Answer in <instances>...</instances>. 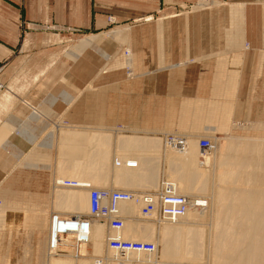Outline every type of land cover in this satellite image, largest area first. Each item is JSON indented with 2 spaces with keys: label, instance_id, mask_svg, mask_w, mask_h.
Here are the masks:
<instances>
[{
  "label": "crops",
  "instance_id": "obj_1",
  "mask_svg": "<svg viewBox=\"0 0 264 264\" xmlns=\"http://www.w3.org/2000/svg\"><path fill=\"white\" fill-rule=\"evenodd\" d=\"M91 36L94 47L82 49ZM72 49L75 59L64 58ZM124 49L130 71L121 66ZM52 67L61 74L51 78ZM0 83V195L22 193L24 185L45 195L54 178L45 166L48 131L60 122L87 130L89 116L97 117L90 129L101 132L96 143L108 158L106 180L96 187L116 190L114 160L130 154L125 137L151 153L144 145L152 133L187 125L200 102L204 131L221 116L233 123L232 112L264 123V0H0ZM216 103L227 106L215 110Z\"/></svg>",
  "mask_w": 264,
  "mask_h": 264
},
{
  "label": "bare ground",
  "instance_id": "obj_2",
  "mask_svg": "<svg viewBox=\"0 0 264 264\" xmlns=\"http://www.w3.org/2000/svg\"><path fill=\"white\" fill-rule=\"evenodd\" d=\"M122 32L120 30V33ZM119 39L125 44L126 34H119ZM95 41L96 36H91L81 41L80 44L82 49H84L94 47ZM121 66H125L128 71L131 70L133 64L130 50L124 52ZM212 113L214 112L212 111ZM260 124H258L259 127ZM235 126L233 124V127L229 130H234ZM64 129L61 127L52 130L56 138L59 139L58 143L60 144L58 148L60 150L58 151L59 153L61 151V154L65 155L66 159L62 162L59 160L60 162L54 165L52 171L54 173V178H52V183L54 182V186H52L54 187V191H52V204L55 210H57L56 213L58 215L53 214L49 220V242L47 245L49 254H55L62 246L72 245H76L79 249H84V251H80L87 256L100 253L101 249L99 245L105 233L104 227L107 224L109 232L112 235L107 241L110 250L114 251L109 246V241L117 236L129 242H142L141 238L135 240L129 239L127 236L129 228L125 226V222L129 220L130 216L139 215L141 220L149 219L151 220L150 222L157 223L156 221L159 219L160 222L166 223L157 224L161 225L159 232L162 235L163 253L167 258H171V260H181L185 261V263L190 260L199 261L200 256L204 253L205 236V228L201 224L209 220V234L211 236L209 252L212 254V264H264V138L230 136L226 139L225 145L219 143L220 139L216 140L214 138V142H211L214 149L204 156V161L200 164L197 161L198 148L197 142H194V139H183L182 145L175 146L172 140L169 139L171 134L159 135V132H153L152 136L154 135V137L151 136L145 142L144 148L148 147V150L153 152V149L161 147L162 138L160 137L163 136L165 138L164 145L168 147L169 155L177 159L169 160V171H171L170 173H168L169 171L167 172L168 175L166 174L168 176L167 180L169 178L173 184L169 181L166 182L172 184L171 189L175 190L174 193L189 201L185 213L173 223L168 220H162L161 217L163 218V215L158 209L151 215L143 213L144 203L141 202L138 195L150 193L155 196L158 203L161 194L165 191L158 192L159 194L157 191H154L158 187V178L156 177L158 172L154 171L155 164H152L155 159L146 157L149 153L148 155L147 153L146 155L143 154V148L140 147L142 144H138L135 137H125L127 140L125 143L126 149H128L127 151L130 154L123 153L118 157L116 155L117 158L114 160V186L118 190L115 191L93 188L103 185L102 183L106 180L102 176H105L104 172L107 169L105 165L108 163V158L101 156V150L103 151V149L96 143L97 141L100 144L102 141L101 132L94 130L89 132L84 129ZM95 144L99 146V150L97 148L98 151L95 149ZM33 147L35 149L29 158L31 160L35 157L38 150V147ZM123 148L124 145L121 149ZM96 154L98 155L96 156L97 158L95 157ZM80 158H83L82 162H80ZM129 162L135 163L136 166L129 167L127 165ZM209 162L212 166L213 175L211 177L214 181L210 196L205 198L206 196L203 197L202 195L208 185V174L206 173L210 167V165L208 166ZM72 164L76 166L72 167ZM24 165L28 168L30 167V164L24 163ZM217 169H221V172L216 173ZM165 170L168 169L165 168ZM96 173H98L97 179ZM67 178L74 179L75 181H68ZM135 188H142L143 190H136ZM145 188H149L150 190H144ZM92 190L105 193L127 191V194L134 195L132 199L118 202L117 210L119 212L117 215L123 218L125 226L120 233L117 234L111 228L108 218L105 221L90 219V193ZM102 201L103 204H107L106 200L103 199ZM12 210V208H2V211L9 214L4 217L14 216L21 221V217L23 216L20 215L19 211ZM88 210V217L81 216L83 213L88 212ZM67 212L77 214L78 216L76 217L80 220L83 217L89 218L88 221L83 222V231L78 226V233L83 237L80 242L74 239L76 235L72 229L77 226L76 224H80V222L78 223V220L72 217L61 216L62 213ZM36 214H38V220L42 223L44 222V218H47V216L41 217L40 215H45L44 210H37ZM18 220L14 219L12 222L16 223ZM61 228H70L71 232L67 234L60 233ZM52 238H54V247H52ZM70 238L73 244L70 243L69 245L68 243L66 245L65 239ZM192 257L194 259H191ZM180 262L179 264H184V262ZM69 263L70 260L64 258L63 260H54L52 264Z\"/></svg>",
  "mask_w": 264,
  "mask_h": 264
},
{
  "label": "rangeland",
  "instance_id": "obj_3",
  "mask_svg": "<svg viewBox=\"0 0 264 264\" xmlns=\"http://www.w3.org/2000/svg\"><path fill=\"white\" fill-rule=\"evenodd\" d=\"M112 22H114V20H112ZM124 52L122 54H124ZM72 53H74L73 49L70 52L67 51L64 58L66 57V58L72 59V56H73ZM73 59H75L74 56H73ZM58 69L59 68H57V67H52V69L49 72L51 74V78H53L54 76H56L58 74H61V71L60 70L58 71ZM3 90H4V85H3ZM3 90H1L0 92H2ZM197 106L198 107H196V108H194V106L191 107V109L198 111V114L196 117L206 116V115H202L201 113H199L200 110L205 111L207 109L205 104L200 102ZM218 106L219 105L216 103L214 106L215 110L218 109L217 108ZM226 106L227 105L224 104V106H219V108L220 107H226ZM234 110L235 109H233L232 111H234ZM230 116H231L230 118L232 119V122H233V123H230V125H226V119L224 117L222 118V116H221V118H220V119H222L221 124H219L218 126L216 125V126L207 127V129H208L207 131H204L202 129L203 125H198L196 117L193 116V121H187V125L182 124L180 126V127L187 126V128H188L187 130H183L178 126L177 128L167 130V131L165 130L164 132H166V134L173 135V137H175L176 139H179V140L190 139V137H192V135H194V137H196L194 139L195 140L194 142H197L196 145L198 148L197 161L200 164L204 161V155L202 154V150L198 146V143L200 142L199 140H201V139H209L211 142H214L215 139L216 140L220 139L219 143L221 145H225L226 139L229 138L230 136H236V137L239 136L241 138H248V137L264 138V123L263 122L261 124L260 123H251V122L245 120V118H244L245 115L243 116L241 114H235L234 112H232ZM89 118H90V120L88 121L87 126H81V127H86L87 131L90 132V131H93L90 128L96 127L94 125L93 121H95V119L97 117L96 116H89ZM234 121H236V122H234ZM233 124L236 125L234 127L235 129L230 131L229 129L233 127ZM258 124H260V127ZM208 125H213V124L204 123V126H208ZM54 127H60V128L62 127V128H65L64 130L82 129V128H79L78 126L67 125V124H63L61 122L59 124L55 123ZM54 127H52L51 129H53ZM118 127L121 128L122 126L121 127L118 126ZM190 127H191V129H189ZM197 127H200V128L197 130ZM218 127L223 128V130H218ZM115 128H117V127H115ZM48 134H50V136H51V142L52 143L50 144V146L45 148L47 150L46 153H48L47 162L45 163V166H47L48 170L53 171L54 165H56L57 162H60L59 160H61V162L65 161L66 156L62 155L61 151L59 153L58 150H60V149L58 148V146L60 143H58L59 140H58V142H56L57 138L54 135V133L50 130V131H48L47 135ZM188 136H190V137H188ZM41 148H42V146H41ZM145 148H147V150L149 149L148 147H145ZM152 151L153 152L149 153V155L147 154L148 156H146V157H150V158L155 159L154 162H152V164L153 163L155 164L154 171L158 172V174L156 176L158 178L157 179L158 187H156L157 190H154V191H157V193H158V192H160L159 186H160V183L162 182V180L165 179L166 181H169L170 183L173 184L172 180H170L169 178L167 180V177H168L167 175L171 171V170L169 171V168H170L169 167V160H177V159L175 157H172L171 155H169L168 147H164V139H161V147L153 149ZM62 159H64V160H62ZM167 160H168V162H167ZM70 163H72V162H70ZM209 165H210V167L208 168V172L206 173V174H208V179H207L208 185H207L206 190L203 192V195H202L203 197L206 196L205 198L210 196V194H211L210 192L212 190L211 187H212V184L214 181L213 178L211 177V175H213V172L211 170L212 169L211 163L208 164V166ZM73 166L75 167L76 165L72 164V167ZM165 168L168 170H165ZM217 172H221V169H217L216 173ZM67 180L73 181L74 179L67 178ZM169 182H165V188H163L164 191H166L170 185H171L170 187H172V184H170ZM168 183H169V185H168ZM52 186H54V182L52 183V181H51L50 188L49 187L47 188V193L43 196L42 195L39 196V195H35V194H31V193L27 192L28 188L25 185H24L23 190H22L24 192H22V193H19L16 195L11 194V195H7V196L0 195V264H52L54 260H63L64 258L65 259H67V258L73 259V260H70L69 264H97L94 261H98V259L99 260H109L105 264H108V263L109 264H117V262H120L121 264H124V263L125 264H132V263L133 264H179V262L181 261V260L175 261L174 259L171 260V258H167L165 256V254L163 253L164 247H163V242L161 241L162 235L159 232V230H161L160 229L161 225H158V224L163 223V222H160L159 219H158V221H156L158 224L150 222L151 220H149V219H148L149 221L143 220V219L141 220L139 215L130 216L129 220H127L125 222V226H127L129 228V233L127 236L129 239H132V240H135L137 238H141L142 242H144V241L146 242V240H147V242L153 243L155 245L156 249H155V252L152 254L126 253V254L122 255L119 252H115V251L110 250L108 248L107 241H108V238L112 235H111V232H109L108 224L104 227L105 233H104L102 240L100 242L101 244L99 245V248L101 249L100 251L101 252L103 251V252L100 255H97V257L95 256V258L93 260H91V258H90V260H88V262H84L83 260H82V262H78V260L81 259V256L84 255L83 253H81V251H84V249H82V248L79 249V247H77L76 245L65 246V247L62 246L61 249L58 252H56L55 254H49L47 246L44 250L40 247V244H42V240H43L44 235H45L44 230L46 227L44 226V224L40 220H38V214H36L37 210H34L33 208L37 207V205L42 206V207H48V209L45 210V215L40 214L41 217L47 216L46 222L48 225V221L51 218V216L53 214H55V215L57 214L56 213L57 210H55V207H53V204H52L53 203V201H52L53 192L52 191H54V187H52ZM166 186H167V188H166ZM93 188H100V187H93ZM135 189L136 190H143L142 188H140V189L135 188ZM144 190H150V189L145 188ZM115 191H118V190H115ZM124 192H127V191H124ZM141 194H144V193H141ZM180 195H182V194H180ZM88 203H89V194H88ZM2 208H12L13 209L12 211H16V210L19 211L20 215L23 216V217H21L22 220L20 221V220H18L19 218H16L14 216L5 218L4 216H7L9 214L2 211ZM61 216L74 217V216H78V215L77 214H71V213L67 212V213H62ZM81 216L88 217L89 216V210H88V212L83 213ZM14 219H17L18 222H16V223L12 222ZM163 224H166V223H163ZM209 225H210L209 220H206L205 223L203 222V224H201V226L203 228H205V236H204V253H203V255L200 256L199 261L195 262V261L189 259L190 261H188V262L186 261V263H185V261H181L180 263L184 262V264H212L211 263V261H212L211 255L212 254H211V252H209L210 251L209 247L211 245V244H209V243H211L210 242L211 236L209 234V231H210ZM47 228H48V226H47ZM65 240H66V245L68 243H69V245H70V243L73 244V241L71 238L65 239ZM100 251H95V252H100ZM107 252L115 253L118 256L117 255L114 256V254L108 255L109 253H107ZM110 258H112V260L114 258L115 259L118 258L121 260H117V262H116L114 260L111 261ZM191 259H194V258L192 257ZM7 261H8V263H7Z\"/></svg>",
  "mask_w": 264,
  "mask_h": 264
},
{
  "label": "built area",
  "instance_id": "obj_4",
  "mask_svg": "<svg viewBox=\"0 0 264 264\" xmlns=\"http://www.w3.org/2000/svg\"><path fill=\"white\" fill-rule=\"evenodd\" d=\"M112 22V19H110ZM3 90V85L0 83V91ZM170 140H172L173 144L176 145H182L183 141L176 139L173 136L169 137ZM175 139V141L173 140ZM179 147V146H177ZM199 147L202 150V154L205 156L208 152H212L214 149V146L212 145L211 141L209 139H201L199 142ZM129 167H135V163L129 162L127 164ZM175 190L171 189V187H168L167 190L161 194L158 203L155 199V196L150 193H144L139 194L138 197L141 200L143 205V213H149L148 215H151L154 213L157 209L160 211L163 215L162 220H168L170 222L175 223L179 217H181L189 204V201L174 193ZM134 195H129L126 192H100L97 190H92L90 193V219L98 220V221H105L108 218L111 228L118 234L124 227L123 218L120 215H117L119 212L117 209L118 202H123L125 200L132 199ZM106 200L107 204L104 203L102 200ZM77 219L76 216L72 217ZM77 219L78 223L76 224V227H73V232L76 235L74 239H76L78 242L82 241V236L78 233V226H80L81 231L84 228L83 222L88 221L89 218H81ZM55 220V219H54ZM63 229V230H62ZM60 233H70V228L60 229ZM109 246L111 249H113L116 252H119L120 254L124 255L128 252H139V253H153L155 251V245L150 242H129L126 240L121 239L119 236L110 239ZM52 247H54V238H52ZM111 261L121 260L118 258H110ZM109 260H99L96 262L97 264H105ZM109 264V263H108ZM117 264H121L120 262H117ZM125 264V263H124ZM133 264V263H132Z\"/></svg>",
  "mask_w": 264,
  "mask_h": 264
}]
</instances>
